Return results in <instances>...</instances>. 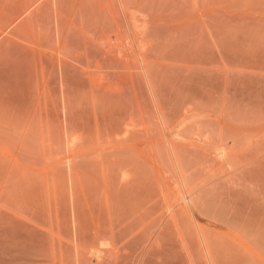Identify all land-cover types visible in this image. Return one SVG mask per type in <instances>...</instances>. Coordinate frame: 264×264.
<instances>
[{
  "label": "rangeland",
  "instance_id": "obj_1",
  "mask_svg": "<svg viewBox=\"0 0 264 264\" xmlns=\"http://www.w3.org/2000/svg\"><path fill=\"white\" fill-rule=\"evenodd\" d=\"M0 264H264V0H0Z\"/></svg>",
  "mask_w": 264,
  "mask_h": 264
}]
</instances>
